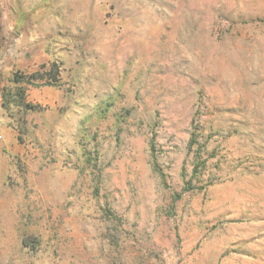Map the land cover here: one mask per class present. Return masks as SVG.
<instances>
[{"label": "rangeland", "instance_id": "rangeland-1", "mask_svg": "<svg viewBox=\"0 0 264 264\" xmlns=\"http://www.w3.org/2000/svg\"><path fill=\"white\" fill-rule=\"evenodd\" d=\"M14 72L0 264H264V0H0Z\"/></svg>", "mask_w": 264, "mask_h": 264}, {"label": "trees", "instance_id": "trees-1", "mask_svg": "<svg viewBox=\"0 0 264 264\" xmlns=\"http://www.w3.org/2000/svg\"><path fill=\"white\" fill-rule=\"evenodd\" d=\"M49 67L52 69V72L54 74L58 73V66L56 65V63L51 62ZM44 68L45 67L42 66L41 67L42 70L40 72H43ZM40 74L41 75L39 76H36L35 73L29 75H25V74L22 75L21 73L14 72L12 77L10 78L12 85L11 86L3 85L1 87L0 94L2 98V106L6 109H9L10 105L12 103H15L25 109H30V110L39 109L40 108L39 104L29 101L26 95H27V86H35L36 84H38L40 80H43V78L45 77L44 74L42 73ZM51 79L55 80V76H53ZM51 79L47 78L45 79L46 81L44 82L48 84H53L54 81H52ZM197 119L199 120V115L197 116ZM200 137H202L201 131L199 130L198 127L194 126V130L191 133V137L188 143L189 149L195 146L194 149H192L194 156L192 176L194 178L201 177L206 172V166H207V158H202L204 150L202 144H199ZM21 243L23 247L31 251H36L39 248V239L36 238L35 236L24 235L21 238Z\"/></svg>", "mask_w": 264, "mask_h": 264}]
</instances>
